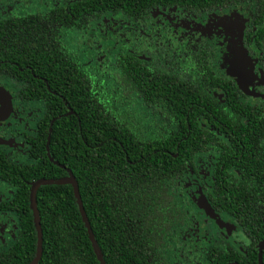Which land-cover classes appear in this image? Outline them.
<instances>
[{
	"label": "trees",
	"instance_id": "obj_1",
	"mask_svg": "<svg viewBox=\"0 0 264 264\" xmlns=\"http://www.w3.org/2000/svg\"><path fill=\"white\" fill-rule=\"evenodd\" d=\"M59 1L65 6L44 14L0 19V75L25 84L17 91L21 106L36 103L41 109L34 132H23L20 138L25 162L11 160L0 149V181L13 189L12 196L0 202V213L15 220L13 240L0 248V264H29L34 259L31 186L42 179L66 178L67 171L77 183L97 252L72 186L46 185L35 194L42 234L36 264H195L192 255L202 259L200 264H258L256 245L264 241V108L242 102L236 111L235 89L224 79L211 80L208 88L206 79H213V72L205 50L196 57L197 72L183 77L157 68L140 54L120 50L113 84L126 100L153 110L163 127L148 132L136 127L109 95L98 92L94 77L80 68L61 39L63 31L88 29L105 15L145 28L156 8L199 14L245 2L254 6L252 29L262 40L264 0ZM216 87L225 91L223 105L231 117L210 95L209 89ZM202 122L223 139L204 130ZM207 143L220 152L211 190L204 189L208 206L231 217L246 242L242 252L220 238L221 245L192 253L186 263V249L178 259L171 257L178 246L177 230L186 219L175 194Z\"/></svg>",
	"mask_w": 264,
	"mask_h": 264
},
{
	"label": "rangeland",
	"instance_id": "obj_2",
	"mask_svg": "<svg viewBox=\"0 0 264 264\" xmlns=\"http://www.w3.org/2000/svg\"><path fill=\"white\" fill-rule=\"evenodd\" d=\"M54 5L56 4L51 0H42L40 3L34 0L26 4L32 11L39 12L55 7ZM245 7L247 6L240 10H245ZM24 10L26 9L17 7L10 0H0V19ZM241 11H217L213 12L209 19L207 15L189 14L180 9L159 10L151 12L150 22L145 30L128 19L105 15L102 19L94 21L90 29L65 32L63 43L68 54L74 57L81 69L94 77L100 94L109 95L119 110L125 111L127 116L134 120L136 127H143L146 131L154 133L162 131L163 127L158 117L139 101L126 100L113 84L114 62L118 52L125 50L146 53L154 63L160 60L159 68L165 70L173 64L182 70L193 72L194 57L203 44L202 46L212 49L210 55L213 67L219 75L238 81L242 89L255 91L258 95L259 88L264 87V78L261 76V70H256V60L248 56L242 44L243 30L249 18ZM210 30L215 32V39L207 41L204 35H210ZM262 73L264 77V70ZM22 111L23 119L20 122H23L19 128L31 132L34 122L24 119L27 116L31 119L30 115L35 119L34 115H38L41 109L39 106H33L23 108ZM18 147L19 152L11 155L17 161H22L25 157L20 151V146ZM211 163V156H197L195 169L198 174L185 177L180 182L182 186L180 192L177 191L175 194L178 206L184 211L186 219L184 225L177 230L178 246L173 248L171 257L178 259L181 251L186 249L187 255L184 257L186 263L190 262L188 257L192 253H203L215 242L214 240L219 239L218 232L227 235L229 240L227 241L238 249H241L245 242L238 228L226 215L210 217V212L202 207L200 196H197L200 184H210V177L205 178L203 175L210 171ZM12 194L13 189L0 181V197L5 200ZM14 221L13 216L0 214V248L13 240ZM191 257L195 264L203 263L202 259L194 255Z\"/></svg>",
	"mask_w": 264,
	"mask_h": 264
},
{
	"label": "flooded vegetation",
	"instance_id": "obj_3",
	"mask_svg": "<svg viewBox=\"0 0 264 264\" xmlns=\"http://www.w3.org/2000/svg\"><path fill=\"white\" fill-rule=\"evenodd\" d=\"M41 1L42 0H38L37 2L40 3ZM44 1H48V0H44ZM51 1L54 2V4H56V5H54L55 7H57V6H65V2H63V1H59V0H56V1L51 0ZM10 2L13 3V4H15V5H17V7L21 8V9H24V8L26 9L24 11L15 12L12 15H15V14H18V13H27V12H30V13H33V14L34 13L44 14V13L48 12L50 10V8H55V7H50L49 9L45 10L44 12H39L38 10L32 11L29 7H27L26 5L22 4L20 1H10ZM244 6H247V7H245V10L241 11L240 9L242 7H244ZM252 6L253 5L251 3H245L244 2V3H239V4H237V5L233 6V7H228L226 9L218 10V11L225 12V11H228V10H239V11L243 12V14L246 16V18H249L248 21H247L246 27L243 30V41H242V44H243V46H244V48H245L246 53L248 54V56H252L253 59L256 60V70L257 71L258 70H261V76H262V78H264L263 77V73H262V70H264V39L261 40V39L257 38L256 30H253L252 29V20H253V18L255 16L254 6H253V9L251 10ZM167 9H178V8H167ZM167 9H163V8L162 9L161 8L153 9L152 11H150V17H151V12L155 13L156 11H159V10H167ZM216 12L217 11H215V13ZM186 13L195 14V13H190V12H186ZM202 14L207 15V17L209 19H211V15H213L214 13L213 12H200L199 13V15H202ZM8 16H11V14L8 15ZM109 16H111V15H109ZM117 17H119V16H117ZM102 18H100V19H102ZM100 19H97V20H100ZM94 21H96V19L93 20L92 23ZM149 22H150V18H149V20H148L145 28H141L137 24L136 25L139 28H141L142 30H145L147 28V25H148ZM209 22H210V20H209ZM91 27H92V24H91ZM90 28H88V29H90ZM81 29H86V28L85 27H81L79 29H76L75 28L74 30H81ZM74 30H69V31H74ZM65 32H68V31H65ZM65 32L63 31V33H62V39H61L62 42H63V35H64ZM210 32H211L210 35H204V38L207 41H212L213 39H215V36H214L215 32L214 31H211V30H210ZM202 45L200 47V50H199L198 54L201 52V50L207 51V57L209 59L207 61V63L210 66V68H211V70L213 72V74H211V76H212L213 79H211V77H209L208 79H206V85H207V87L208 88L210 87L211 80L216 81V80H218V78L224 79V80L230 82L231 83V87L233 89H235L236 96H237V101H238L236 103V105H235V110L236 111H237V109L239 107L238 105L241 104L242 102L243 103H246L248 105H251V106H257L259 108L260 107H263L264 108V87L263 86L260 87L259 90H258L259 91V94L256 95L255 94V91H252L251 92L249 89H242L240 87L238 81H236L234 79H230V78H228L226 76L219 75L215 71V67H213V63H212V59H211V55H210V53L212 52V49L211 48L204 47ZM126 52H131V51H126ZM135 53L140 54L141 56H144L143 57L144 59L149 58L150 60H152L150 58V56H148L146 53H141V52H137V51H135ZM198 54L195 55V57H194L195 58V69L197 68V65H196V57L198 56ZM153 63H154V61H153ZM158 64H160V60H158V62L154 63V66H156L157 68H159L158 67ZM164 66H167V64H164ZM160 69H162V68L160 67ZM195 69H194L193 72H189L187 70L180 69L178 67V65L170 64V66H168V68L165 69V70H167V71L168 70H170V71L173 70L174 72L178 73L180 75V77H183V76L188 75L187 73H194L195 74L197 72V70L195 71ZM162 70H164V69H162ZM24 86H25V84L22 83L21 81L19 82V80L4 79L0 75V149H2L3 151L7 152L9 158H11V160L16 161V162H19V161H17L13 157V155H11V154H15L16 152H19V150H18L19 147L18 146H20V148H21L20 151H21L23 157L26 156V154H25V145L20 140V138H21V135L23 134V132L26 133V134H28V135H31L34 132V130H35L34 129L35 128L34 127L35 126V120H36V116H37L35 114L34 115V118L35 119H32V115H30L31 116V119L28 116L24 119V120H27L28 119L30 121L32 120L34 122L33 123V130L31 132L24 131L23 130L24 128H22V129L19 128L20 124L23 122V121L20 122V120L23 119V111H22V109L24 107L21 106V104H20L21 101H20L19 96H17V91H18V89H22ZM216 88L217 89H213V90L209 89V93H210V95L212 97H216L218 99L220 105H223L224 102H225V99H226V93H225V91L222 88H219V87H216ZM206 96H209V95L206 94ZM210 98L211 97H209V99ZM141 104L143 105V102ZM33 106L35 107V106H38V105H36V103H34V104H32V107ZM143 106H145V105H143ZM145 107L146 108H149L147 106H145ZM27 108H31V107H27ZM149 109L151 110L152 114H154L153 113V110L151 108H149ZM222 110L229 117H231L232 111L228 107H226L225 105H223L222 106ZM211 119L214 120L216 118L211 114ZM17 123H19L18 126H16ZM201 126H202V128L204 130H206V131H208L210 133L213 132V134L215 136H217L220 139H223V137H221V134H219L218 131H216L214 128H212L210 126V124H208L207 122H202L201 123ZM16 140L18 141L17 144H16ZM206 146L208 147L207 150L202 151L201 154H198L197 155V156L204 155V156H211L212 157V163H211L210 171L208 173H205L203 175V177H205V178H209L210 177V184L209 185H205V184H202L201 185L200 184L199 187H198V193L200 194V192H201V195L198 194L197 196H200L199 199L201 200V203H204L203 202V199L207 203V200H206V192H205L204 189L207 188V189L211 190L212 180H213V174L215 172L214 170H215V167H216V165L218 163V160H219V157H220V152H219V149L218 148L212 146L209 143H207ZM7 148H8V150H7ZM12 157H13V159H12ZM195 160H196V158H195ZM195 160H194V167L193 168H189L188 173L185 174V177L186 178L189 175L198 174L196 172V169H195V167H196ZM24 161L25 160H22L20 162H24ZM5 200H7V199H5ZM1 201H3V199L0 197V202ZM207 205H208V203H207ZM197 206L199 208V205L198 204H197ZM208 211L211 214L210 217L226 215L223 212L222 213H218V212L211 211L210 208L208 209ZM6 215H9V216H13L14 217V215H11V214H6ZM226 216L233 222V219L231 217H229L228 215H226ZM233 224H234V226L237 227V225L234 222H233ZM238 230H239V228H238ZM217 234H218L219 239L214 240L215 242H213V245H215V244H216V246L221 245V242L222 241H221L220 238H224L225 240H228L227 235H222V233H219V232ZM218 241H219V243H218ZM10 242L11 241H9L8 244ZM245 242H246V240H245ZM245 242H244V244H245ZM260 242H264V241H259L258 244ZM5 244H7V243H5ZM244 244L242 245V248L241 249H238L236 247H234V248H236L238 251H242L243 252ZM258 244L256 245L257 255H258V250H257ZM5 246H3V247H5ZM231 246L233 247V245H231ZM3 247H1V248H3ZM207 250H208V248H207ZM263 252H264V250L262 251V254H263Z\"/></svg>",
	"mask_w": 264,
	"mask_h": 264
},
{
	"label": "water",
	"instance_id": "obj_4",
	"mask_svg": "<svg viewBox=\"0 0 264 264\" xmlns=\"http://www.w3.org/2000/svg\"><path fill=\"white\" fill-rule=\"evenodd\" d=\"M68 173V177L66 178H62V179H42V180H38L36 182H34L31 186V190H30V209H31V213H32V218H33V223H34V227H35V232H36V251H35V257L34 259L29 263V264H36L41 257V252H42V234H41V229H40V223H39V218H38V214L36 211V206H35V194L36 191L39 187L41 186H46V185H60V184H70L73 188L74 191V196L76 199V204L78 206V210L79 213L82 217V220L84 222V225L86 227L87 233L89 234V238L90 241L95 249V251L97 252V248H96V244H95V240L93 239V236L91 234V230L88 224V221L86 219V215L84 213L83 207H82V203L80 200V196L78 193V187H77V183L76 181L73 179L72 175L70 174L69 171H67ZM202 203V207L209 209L206 201L203 199ZM257 250H258V264H262V251L264 250V242H260L257 246ZM99 258V261L101 262V258ZM102 263V262H101ZM226 264H237L234 262H227Z\"/></svg>",
	"mask_w": 264,
	"mask_h": 264
}]
</instances>
